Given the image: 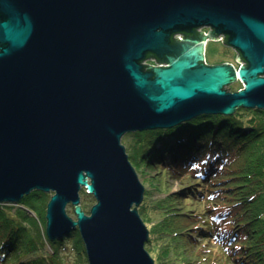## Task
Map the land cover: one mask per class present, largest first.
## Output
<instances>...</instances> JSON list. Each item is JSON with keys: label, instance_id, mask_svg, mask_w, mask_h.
Masks as SVG:
<instances>
[{"label": "water", "instance_id": "water-1", "mask_svg": "<svg viewBox=\"0 0 264 264\" xmlns=\"http://www.w3.org/2000/svg\"><path fill=\"white\" fill-rule=\"evenodd\" d=\"M199 28L239 68L204 64L210 33L172 42ZM241 108L264 111V0H0V204L53 193L46 237L78 231L88 264H154L122 136Z\"/></svg>", "mask_w": 264, "mask_h": 264}, {"label": "trees", "instance_id": "trees-1", "mask_svg": "<svg viewBox=\"0 0 264 264\" xmlns=\"http://www.w3.org/2000/svg\"><path fill=\"white\" fill-rule=\"evenodd\" d=\"M129 138L136 167L143 163L156 171L155 182L166 177L164 197L154 202L147 191L138 206L149 226L146 245L157 248V264H199V238L214 243L220 264H264L263 111L241 108L231 117L198 116ZM167 180L180 182L182 188L167 191ZM43 196L31 192L19 205L33 211L34 201ZM194 201H199V225L191 227ZM5 208L15 207L0 204V264H57L58 254L67 249L81 248L86 255L76 230L49 241L45 215H36L33 223L34 229L41 222L44 226L41 231L37 226L44 242L36 246L15 216L18 209L5 213ZM151 216L159 222L153 223ZM193 250V259H186L184 254Z\"/></svg>", "mask_w": 264, "mask_h": 264}, {"label": "rangeland", "instance_id": "rangeland-1", "mask_svg": "<svg viewBox=\"0 0 264 264\" xmlns=\"http://www.w3.org/2000/svg\"><path fill=\"white\" fill-rule=\"evenodd\" d=\"M205 55H206V59L208 60V62L211 65L212 64L213 65L222 64V62H224V63L230 62L229 64H231L236 69L239 68V66H240V64L235 62V60H234L236 57L235 53L232 50L231 51L226 50V45L222 44V42H219V41H213V40L208 41V43L206 45V54ZM225 89L226 90L229 89L228 92H237V91H240L243 89V85L239 80H237L236 82L225 87ZM238 110H236V111H238ZM140 133H142V132H140ZM130 135H132V134H130ZM121 145L125 149V153L128 157V162H129L133 172L137 176V179L139 180L140 184L142 185V187L144 189L143 196L145 193H147V191H150L149 192L150 193L149 198L152 197L151 199L154 202L162 199L164 197L163 194L166 192L165 191L166 190L165 184H164L166 177L164 176V177H162V179H157L156 180L157 182H155L153 179H155L154 175H155L156 171L148 169L143 163L141 165H139L138 168L136 167V165L134 164V162L130 158V155L132 154L131 147L134 145V141L132 140V138H129V134L122 136ZM142 174H144V176ZM225 177H228V176H225ZM193 181H195V180H193ZM151 185H154V186H151ZM180 188H182V184L180 182L167 180V191H170L172 193V192L179 190ZM156 189L161 190V192H158V190H156ZM82 191L83 190H81V192H80V207L84 213L89 214V210L94 205L95 201H94L92 196L87 195V194L84 195ZM161 193H163V194H161ZM52 194L53 193L44 194V196L42 198L38 199L37 201L35 200L33 203L34 204L33 211L28 209V208H25L19 204L13 205L12 207H15V209H13V210L7 209V208L4 209L5 213H8L10 211H11V213H15V210L18 209L15 216H17V219L22 224V226L27 229L26 235L33 239L36 246L40 245V244H42V242H44L43 238H42V234L41 235L37 234V226L39 228L38 230L41 231L40 227H41V225L43 226V224H42V222H41L40 226H39V224H36V229H34L33 223H34V220L37 218V216L41 217V216L45 215L46 206H47V203L49 202ZM185 201L187 202L188 199H185ZM148 204H151V203H148ZM190 209H194L196 214H194V213L189 214V216H194L191 218V222L195 221L194 223H191L189 226H191V227L198 226L199 225V201H194V204ZM38 213H39V215H38ZM65 213L73 221L75 220V216L73 213V207L72 206L67 205L65 208ZM137 214H138L140 220L143 222V224L145 225V227L147 228V231H148L149 226L144 221L145 215L141 212V210H139L138 207H137ZM24 216H26V218H23ZM151 220L155 224L159 222V220L154 216H151ZM165 234H166V231H164L162 233V236H161L162 239H159L160 242H163V240H164L163 237ZM150 239L153 240V237ZM165 240H166V238H165ZM196 243H197V245H199V264H220L221 261L218 258L217 250L215 248L216 246L214 245V243L207 242L206 240H203L201 238L196 239ZM180 244H181V246L184 245V243H182V242ZM46 249L49 250V248H47V247H46ZM144 249L149 254V256L152 258L154 264H157L156 263V259H157V250L156 249L157 248L153 247L150 250V247L145 244ZM195 254H196V251L193 250V253L192 252L191 253L186 252L184 255L188 256L186 259H193V255H195ZM58 255H59V263H57V264H88V262H86V260H87L86 255H84L82 253L81 248H79L77 250H75V249L70 250V251L67 249L65 251L60 252Z\"/></svg>", "mask_w": 264, "mask_h": 264}, {"label": "flooded vegetation", "instance_id": "flooded-vegetation-1", "mask_svg": "<svg viewBox=\"0 0 264 264\" xmlns=\"http://www.w3.org/2000/svg\"><path fill=\"white\" fill-rule=\"evenodd\" d=\"M210 32H211V29H207V28L201 29V28H199V29L193 30V33L192 34L185 33V32L176 33V34H173L172 35V42L173 43H180V44H182V43H185L188 40L191 41V39L197 38L198 36H199V42H200V39L202 38V34L203 33L208 34ZM210 36H213V37L217 38V41H219V42H224V40H225V36L224 35L216 36V35H214V34L212 35V33H210ZM208 41H210V40H206L204 42V44H203L204 64L205 65H209V66H213V64L211 65L208 62V60L206 59V55H205L206 54V45H207ZM226 50H228V51H231L232 50L235 53L236 57H235L234 60H235V62H237V53L232 48H229L227 46H226ZM169 57H170V55L164 56L162 59H158L155 56L149 54V55H147V58H146L147 60L145 62V65L146 66H157V65H163L164 66V65H166V60ZM223 63L224 62H222V64ZM229 63L230 62H228V64ZM215 65H218V64H215Z\"/></svg>", "mask_w": 264, "mask_h": 264}, {"label": "bare ground", "instance_id": "bare-ground-1", "mask_svg": "<svg viewBox=\"0 0 264 264\" xmlns=\"http://www.w3.org/2000/svg\"><path fill=\"white\" fill-rule=\"evenodd\" d=\"M237 71V70H236Z\"/></svg>", "mask_w": 264, "mask_h": 264}]
</instances>
